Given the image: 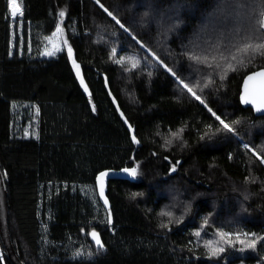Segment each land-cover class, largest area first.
<instances>
[{
  "label": "trees",
  "instance_id": "obj_1",
  "mask_svg": "<svg viewBox=\"0 0 264 264\" xmlns=\"http://www.w3.org/2000/svg\"><path fill=\"white\" fill-rule=\"evenodd\" d=\"M18 3L23 16L12 18L9 0H0V166L19 258L26 264H264V162L255 154L264 157V116L239 99L243 78L264 67V55L249 54L240 64L237 54L236 70L223 80L221 69L208 67L227 64L232 44L243 42L237 33L260 19L262 0ZM59 25L79 75L67 50L40 55ZM253 39L264 42V32ZM212 112L236 134L218 131ZM133 167L136 179L122 171ZM105 171L107 204L98 184ZM169 211L171 218L160 215ZM217 230L255 234L241 238L256 246L240 251L238 242L220 241ZM221 246L212 256L210 249ZM0 253V264H13L1 238Z\"/></svg>",
  "mask_w": 264,
  "mask_h": 264
},
{
  "label": "snow or ice",
  "instance_id": "obj_2",
  "mask_svg": "<svg viewBox=\"0 0 264 264\" xmlns=\"http://www.w3.org/2000/svg\"><path fill=\"white\" fill-rule=\"evenodd\" d=\"M96 2L99 4V0H96ZM10 3V8H11V17L15 18L17 17V15L19 14V16L22 18L23 16V12L20 9V6L17 4V0H9ZM103 8V5H100ZM104 11L111 16L112 13L108 12L107 9H104ZM259 16L260 19H258L257 24L253 25L251 30L247 33L244 34H240L237 33L238 36H240V40L243 42H237V43H233L232 44V48H234L235 50V54H233L230 50V55L228 57H224L223 59L227 61V64L225 66H222L220 64H208V67L213 68V70L219 68L224 72L223 76H220L219 78L221 80L226 78L227 72L228 71H235L236 68L234 67V63L237 61V54L241 55V59L239 60L240 64L244 63V56H249V54H251V57H254L255 54H262L264 55V52H262V49H264V42L261 43H256L254 42V37L256 39H259L260 35L262 34V32H264V0H262L261 6L259 8ZM60 17L63 18L64 13L61 12ZM117 23H119V20L116 21ZM121 27H123V25H121ZM62 30L57 27L56 28V32H61ZM65 43H67L65 41ZM231 43V42H230ZM228 50V49H226ZM60 51L59 48L55 49L54 51H50L45 53V55L47 56H54L56 54V52ZM67 52L69 55H71L72 53V49L71 47H68ZM116 50L113 49V55H115ZM153 55H155V53H153ZM158 59V58H157ZM194 59L197 60V62H201L199 57H195ZM211 59L213 61L216 60V57L213 56L211 57ZM117 64L122 63L121 60H117L116 61ZM162 63V62H161ZM74 67L76 69L77 75H79V71H80V66L78 64L75 63V61H73ZM136 65L133 64L132 67H135ZM165 67L167 68V66L165 65ZM169 72H172L171 69H167ZM173 76H175V73H172ZM177 80H179V77H176ZM212 81L208 80L204 86L207 87L208 84H210ZM81 83L83 84V79H81ZM180 85H182V87L184 89L187 90L188 93H190L196 100L201 101V103H203V101L201 100V97L199 95L196 94L195 91H193L192 87H189L188 84L184 83L183 80H179ZM250 85L251 90H250ZM199 87V85H197ZM202 91V89H201ZM241 101L243 104L248 105L251 104L254 106L255 111L257 112H262L264 111V69H261L260 71L257 72H253L251 74H249L244 81V85H243V93L241 95ZM92 110L95 111V107L94 105L92 106ZM38 111V109H37ZM209 111L211 112V109H209ZM212 115L215 117V120L218 121L219 125L221 126L220 128H218V131H224V132H228V133H232V134H236V129L234 127H232L229 123H226L224 119H222L219 115H217L215 112H212ZM233 123H240V121H234ZM129 127H131L129 125ZM211 127V126H209ZM182 131V129H181ZM174 136H176L175 133H173ZM203 139V137H201ZM132 139L134 142L139 143V141L136 140L135 135L132 136ZM209 139H211V134H209ZM170 143V141H169ZM244 148L245 149H249V145L247 143L244 144ZM251 151H253L255 153V149H251ZM257 155V157L264 162V157L259 156V153H255ZM122 171L124 173H126L127 175H129L130 177H132L133 179H136L140 173L138 172L136 167L133 168H124L122 169ZM176 171V167L172 166L171 167V172H175ZM106 177H110V173L108 171L105 172H101L99 174L98 177V184H99V196L104 198V204H107V198L104 196V179ZM135 197V194H133V198ZM160 215L162 216H167L169 218L172 217V212H161ZM171 222V220H169V223ZM180 221L177 220V223H179ZM207 224V220H205V225ZM161 227H167L166 224H161ZM90 235L92 236V238L95 241V244L97 245L98 249H102L103 248V244L99 239V234L96 233L95 231L91 232ZM196 236H200V232H196L195 233ZM217 235L220 238V241H222L224 244H227L229 246H235L236 243L238 242L240 245H242L243 247H241L239 250L240 251H244L246 249H254L256 246V240H247V239H242L241 237H248L249 235L254 236L255 234H249V233H240V232H236V233H225L222 232L220 230H217ZM234 237V239H233ZM208 245H211L213 242L212 241H208L206 242ZM224 251V247H217V248H212L210 249V253L212 256L218 255L219 253ZM76 255H81V253H77ZM3 260V253H0V262H2Z\"/></svg>",
  "mask_w": 264,
  "mask_h": 264
},
{
  "label": "water",
  "instance_id": "obj_3",
  "mask_svg": "<svg viewBox=\"0 0 264 264\" xmlns=\"http://www.w3.org/2000/svg\"><path fill=\"white\" fill-rule=\"evenodd\" d=\"M261 69H264V67H261L259 69L254 70V71H251L245 75V77L243 78L242 84H241V91H240V95H239L241 105L245 108H248V107L251 108L256 116H264V111L257 112V111H255V108L253 105L243 104L241 101V95L243 93V85H244L245 78L249 74H251L253 72L260 71ZM251 87L252 86L250 85V90H251ZM5 176L6 175L4 174V172L0 166V238L2 240L4 247H5L6 254H7L8 258L11 260V262L13 264H26L25 262H23L19 258L18 254L15 250V247L13 245L12 239H11L10 227H9L8 190H7V186H6V180H5L6 177Z\"/></svg>",
  "mask_w": 264,
  "mask_h": 264
},
{
  "label": "rangeland",
  "instance_id": "obj_4",
  "mask_svg": "<svg viewBox=\"0 0 264 264\" xmlns=\"http://www.w3.org/2000/svg\"><path fill=\"white\" fill-rule=\"evenodd\" d=\"M17 4H18V2H17ZM58 27L62 30L61 25H59ZM65 41H66V39L64 37L63 31L56 32V29H55V31L51 35L46 37V39L44 41V45L42 46V51H41L40 55L42 57H47V58L55 57L56 55H58L63 50H67L68 47H70L68 43H65ZM57 48H59L60 51L56 52V54L54 56L50 57V56L45 55V53L50 52V51H54ZM70 57L72 59V62L75 61L73 50H72ZM75 63L78 64L76 61H75ZM35 120H36V118H35Z\"/></svg>",
  "mask_w": 264,
  "mask_h": 264
},
{
  "label": "crops",
  "instance_id": "obj_5",
  "mask_svg": "<svg viewBox=\"0 0 264 264\" xmlns=\"http://www.w3.org/2000/svg\"><path fill=\"white\" fill-rule=\"evenodd\" d=\"M17 2H18V0H17ZM18 4H19V3H18ZM19 6H20V5H19ZM20 9H21V7H20ZM20 24H21V22H20ZM20 24H19V27H21V26H22V25H20ZM19 34H20V33H19Z\"/></svg>",
  "mask_w": 264,
  "mask_h": 264
},
{
  "label": "built area",
  "instance_id": "obj_6",
  "mask_svg": "<svg viewBox=\"0 0 264 264\" xmlns=\"http://www.w3.org/2000/svg\"><path fill=\"white\" fill-rule=\"evenodd\" d=\"M9 7H10V3H9ZM10 14H11V8H10ZM18 16V15H17ZM13 18V17H12Z\"/></svg>",
  "mask_w": 264,
  "mask_h": 264
}]
</instances>
